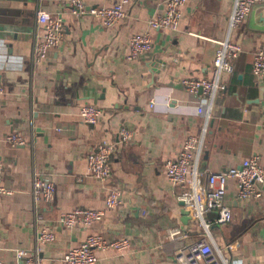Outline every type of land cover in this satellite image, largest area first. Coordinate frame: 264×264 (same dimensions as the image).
<instances>
[{"label": "crops", "instance_id": "1", "mask_svg": "<svg viewBox=\"0 0 264 264\" xmlns=\"http://www.w3.org/2000/svg\"><path fill=\"white\" fill-rule=\"evenodd\" d=\"M120 0H85L88 7ZM166 0H137L112 27L69 9V0H0V162L3 182L11 190L0 195V259L18 261L16 249H39L46 264H62L70 246L89 233L109 239L129 237L124 253L96 250V264H175L176 242L165 239L167 227L183 219L179 189L166 175V161L176 159L190 134L203 133L200 168L223 170L257 154L264 166V75L255 76L254 53L264 38V3L255 4L238 26L230 25L235 0H187L179 26L152 30L151 50L128 58L130 39L149 29L148 20L163 11ZM64 18V38L34 63L32 47L42 28L36 10ZM229 38L242 51L225 75L206 112L199 97L182 82L185 77L212 78L218 43ZM9 75H5L8 74ZM153 101V104L151 105ZM103 108L99 122H83L80 106ZM136 130L129 141L119 130ZM17 132L24 144L13 145ZM104 138L115 145L110 183L90 172L87 153ZM38 168L50 171L57 186L52 201L36 205L32 178ZM123 189L124 202L106 208L92 224L65 227L58 218L74 208H105L109 185ZM261 195L243 199L237 179L229 178L224 202L233 212L227 223H215L218 209L204 217L211 222L209 240L215 253L232 264H264V183ZM48 227L55 238L40 242L37 230ZM193 226L191 239L202 236Z\"/></svg>", "mask_w": 264, "mask_h": 264}, {"label": "built area", "instance_id": "2", "mask_svg": "<svg viewBox=\"0 0 264 264\" xmlns=\"http://www.w3.org/2000/svg\"><path fill=\"white\" fill-rule=\"evenodd\" d=\"M137 0H120L115 5H100L99 7H88L85 0H69L70 11L82 16L93 15L102 20L103 24L115 26L125 15L127 6ZM187 0H166L163 11L157 13L148 20L149 29L138 31L133 34L128 50V58L134 60L139 55L152 49L154 35L152 30L157 28H177L182 16L181 6ZM264 3V0H235L230 15V25H240L250 13L255 4ZM37 23L42 28L41 35L35 34L32 47V60L37 63L47 56L51 47L59 46L64 38V18L52 14L47 9L36 10ZM218 43L214 58V72L212 78L207 77H185L182 79L184 87L199 97V111L206 112V102L211 105L214 95L218 90L225 89V75L230 74L233 68V59L243 50L241 45L229 38L215 39ZM255 76L264 75V38L260 49L254 53L252 63ZM4 85L0 81V92ZM153 104V101L151 105ZM212 106V105H211ZM103 108L87 102L80 106V115L83 122L95 124L103 116ZM203 133L190 134L184 140L183 148L176 159L166 161V175L173 186L179 189L178 199L182 200V209L189 217V223L180 226L167 227L164 233L165 239L176 242L175 264H232L228 258H222L215 253L209 240L211 222L204 217L209 208H217L218 214L215 223H227L233 219L232 209L225 204L224 196L227 191L229 178L238 181V195L243 199L258 198L261 193V184L264 183V166L257 154L244 158L240 164H234L229 168L215 171H204L200 168V156L203 151ZM136 133V130L122 125L119 130L121 140L129 141ZM13 145L24 144L23 135L13 132L7 137ZM114 143L104 138L97 146L87 153V164L89 172L101 182L110 183L112 176V163L110 162ZM3 163L0 162V195L11 190L3 182ZM32 195L36 205L41 202L52 201L56 196L57 186L50 171L38 168L33 173ZM123 189L110 184L105 195V208H74L63 212L58 218L65 227H74L81 223L89 225L100 220L106 208H116L123 204ZM197 223L203 226L202 236L191 239L193 226ZM2 236L0 228V237ZM36 238L40 242H47L55 238L53 228L43 227L37 230ZM131 247L129 237L109 239L100 233H89L86 239L78 244L72 245L64 254L62 264H96L99 257L96 250L113 248L117 252L124 253ZM18 258L15 264H46L45 259L40 255L39 249L33 251L19 247L16 249ZM0 264H7L0 259Z\"/></svg>", "mask_w": 264, "mask_h": 264}, {"label": "water", "instance_id": "3", "mask_svg": "<svg viewBox=\"0 0 264 264\" xmlns=\"http://www.w3.org/2000/svg\"><path fill=\"white\" fill-rule=\"evenodd\" d=\"M3 19L4 18H2L1 16H0V21L2 22L3 21ZM1 22H0V29H3L4 28V26L1 24ZM2 75L3 74H0V79L2 78ZM5 75H9V73L8 74H5ZM183 203V202H182ZM182 213H183V219L187 222L188 221V219H189V217L187 216V214H186V211L184 210V209H182Z\"/></svg>", "mask_w": 264, "mask_h": 264}]
</instances>
